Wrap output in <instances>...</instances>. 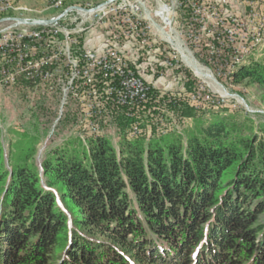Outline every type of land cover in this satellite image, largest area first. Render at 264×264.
<instances>
[{
	"label": "trees",
	"instance_id": "1",
	"mask_svg": "<svg viewBox=\"0 0 264 264\" xmlns=\"http://www.w3.org/2000/svg\"><path fill=\"white\" fill-rule=\"evenodd\" d=\"M232 80L264 88V58ZM201 111L187 137L152 112L149 139L99 130L40 164L36 140L0 139V264H264V123Z\"/></svg>",
	"mask_w": 264,
	"mask_h": 264
},
{
	"label": "rangeland",
	"instance_id": "2",
	"mask_svg": "<svg viewBox=\"0 0 264 264\" xmlns=\"http://www.w3.org/2000/svg\"><path fill=\"white\" fill-rule=\"evenodd\" d=\"M108 1L110 0H6L4 3H0V21L10 18L51 20L72 8L91 10ZM213 1L216 2V0H199L195 3L202 5ZM228 1L230 11L241 4L243 12H251L249 0H247L248 3H240L239 0ZM158 2L159 0H145V6L151 12L156 11ZM263 9L264 0L259 2V5H254V17H263ZM187 11L177 10L173 23V29L179 34L182 41H185L187 35L185 28L189 17V11ZM68 15V19L66 18L67 21L63 25L70 24V28H75V24L81 22L80 15L74 10H71ZM199 15H207V7H200ZM11 24L13 22L0 24V31ZM92 30H94V25H86V33ZM100 30L108 34L110 32L106 29ZM110 34L109 36H111ZM194 35L197 36L198 41L193 45H189L186 41V47L189 50L179 40L186 50L190 54L192 53V58L210 73L212 82L214 77L220 84L218 86L213 82L214 85L222 89L229 97L222 95L207 80L198 76L191 67L189 68L175 47L178 52L166 43L152 44L151 51L143 49L144 52L142 50L141 52L145 55L147 52L153 54L151 57L152 68L156 71L155 81L160 79L161 82L157 85L155 83L154 86L153 83H147L140 77L146 85L150 86V91L152 90V99L149 101L152 105L150 109L147 110L143 106L121 112V108H114L113 111L96 114L100 117L98 129L100 128V132L105 133L114 144L118 145L126 132L128 137L132 132H134L132 137L137 136L136 128L141 129L142 132L145 131V138H151L152 124L150 122L152 117L150 116L152 112L155 113L154 123L155 120H160L163 126L176 131V134L187 137L193 133L197 122L194 119L182 117L181 110L185 106H195L198 111L201 109V112L206 114V124L211 122L214 114L219 113H221L220 118L240 124L244 123L247 126L253 125L256 132L258 130L256 126L264 123V88L246 82L235 84L232 80V74L241 65L248 63L251 59L263 60L264 28L263 35H257L255 41L251 43L248 56H243L241 51L238 52L237 59L240 61L237 63H235L236 57H231L227 61L221 59L207 61L209 57H217L218 54H213V49L206 46L209 43L206 35L197 33ZM72 39H81V31H72ZM123 41L122 39L121 43H125ZM158 48H160V52L155 53ZM168 63L173 65V68L168 66ZM164 65L165 67H163ZM15 66L14 69L17 68ZM136 75L139 77L138 74ZM100 84L101 76L91 77V85ZM34 88L35 86L25 82L19 86L18 82H14L11 83V88L0 89V139L4 144L5 151L9 153L13 146H25L30 140H36L38 154L35 161L38 164L54 152L65 149L81 152L89 133L93 132L90 124H82L84 123L82 115L84 116L89 111L87 108L88 98L80 91L73 92L70 88H63V86L46 84L40 85L37 89ZM207 96H213L211 103L202 101ZM153 99L155 102H152ZM171 103H175L176 110L170 111L169 109L168 111L170 108L168 104ZM146 104L148 105V103ZM134 117H136L137 123L132 127L131 124H129L130 127L127 126L126 123Z\"/></svg>",
	"mask_w": 264,
	"mask_h": 264
},
{
	"label": "built area",
	"instance_id": "3",
	"mask_svg": "<svg viewBox=\"0 0 264 264\" xmlns=\"http://www.w3.org/2000/svg\"><path fill=\"white\" fill-rule=\"evenodd\" d=\"M5 1L0 0V3ZM195 1L199 0H159L158 8L151 12L146 8L145 0H120L100 12L89 15L78 12L81 22L75 24V28H70V24L63 25L69 15L58 26L5 28L0 31V62L9 61V69H0V89L11 88V82H18V86L25 82L35 86L34 89L48 84L80 91L89 101V111L82 115V124H90L94 135L100 130L96 114L114 108H146V103L152 99L150 86L136 75L117 48L122 39L125 42L136 40L142 50L151 51L152 44L166 43L177 51L169 40L172 36L180 39L173 29L176 11L188 9L187 35L185 41L180 40L186 47L187 43H197L195 33L206 35L209 42L206 46L219 55L209 57L207 61H227L236 57L237 63L240 61L238 52L248 56L251 43L257 35H263L264 9L263 17H254V5H259L262 0H249L251 12L241 14L230 11L228 0L202 5ZM239 2L248 3L247 0ZM163 7L166 9L162 10ZM200 7H207V15H199ZM86 25H94V30L110 31L111 36L106 32L110 40L103 52L86 47ZM72 31H81V39H72ZM12 50H20V57H12ZM15 64H27V72H14ZM168 66L173 68L170 63ZM92 76H101V84L91 85ZM202 101L211 103L213 96Z\"/></svg>",
	"mask_w": 264,
	"mask_h": 264
},
{
	"label": "crops",
	"instance_id": "4",
	"mask_svg": "<svg viewBox=\"0 0 264 264\" xmlns=\"http://www.w3.org/2000/svg\"><path fill=\"white\" fill-rule=\"evenodd\" d=\"M233 11H236L238 14L243 12V6L237 5ZM96 35V36H95ZM110 39H108V35L102 32L100 29H95L90 31L85 38V45L91 49L97 51H104ZM112 42V41H111ZM117 48L121 51L123 57L129 62L132 69L137 72L139 77L145 80L147 83H153L155 86L160 83V79L155 81V73L156 71L152 68V55L150 52L145 51L146 55L143 53L144 51L140 48L139 44L136 40L131 42L121 43L117 46ZM141 50L143 52H141ZM160 52V48H158L155 53ZM165 67V65L163 66ZM168 74H171L168 72Z\"/></svg>",
	"mask_w": 264,
	"mask_h": 264
},
{
	"label": "bare ground",
	"instance_id": "5",
	"mask_svg": "<svg viewBox=\"0 0 264 264\" xmlns=\"http://www.w3.org/2000/svg\"><path fill=\"white\" fill-rule=\"evenodd\" d=\"M98 7H100V6H98ZM98 7H96V8H98ZM107 7L108 6H105V7L101 8V9L95 11V12H100L101 10L106 9ZM96 8H93V9H96ZM164 9H166V8L163 7L162 10H164ZM10 19H13V18H10ZM170 39H171L172 44L174 45V47L183 56L184 61L189 65V67H191L198 76H200L203 79L207 80L210 83V85L214 86V88L216 90H218L222 95L227 96V94L222 89H220V88H218L217 86L214 85V83H213L214 80L212 82V78H211L210 73L204 67L199 65V63L196 62L192 58L191 54L186 50V48L180 42L179 38L177 36H172V38L170 37L169 40ZM12 57H20V50H12ZM15 65L14 66L17 67V68L14 69V72H27V64H15ZM0 69H9V61L0 62ZM11 83H14V82H11ZM227 97H229V96H227Z\"/></svg>",
	"mask_w": 264,
	"mask_h": 264
},
{
	"label": "water",
	"instance_id": "6",
	"mask_svg": "<svg viewBox=\"0 0 264 264\" xmlns=\"http://www.w3.org/2000/svg\"><path fill=\"white\" fill-rule=\"evenodd\" d=\"M120 0H110L104 4H102L100 7L96 8V9H92V10H86V9H82V8H72L70 10H67L66 12H64L63 14H61L60 16H57L54 19L51 20H34V19H23V18H13V19H5L0 21V24L2 23H6V22H13V24H11L10 26L7 27V29H11V28H18L21 26H40V27H49V26H58L60 21H62L66 16H68L69 12L71 10L77 11V12H81V13H85V14H92L95 11L108 6L110 4H113L115 2H118ZM214 83H216L218 86H220V84L216 81V79H214Z\"/></svg>",
	"mask_w": 264,
	"mask_h": 264
}]
</instances>
